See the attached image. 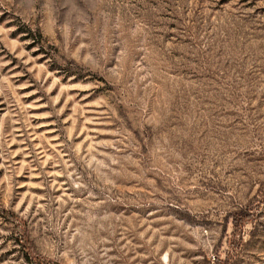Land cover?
Returning <instances> with one entry per match:
<instances>
[{
  "label": "rangeland",
  "instance_id": "374dc122",
  "mask_svg": "<svg viewBox=\"0 0 264 264\" xmlns=\"http://www.w3.org/2000/svg\"><path fill=\"white\" fill-rule=\"evenodd\" d=\"M0 264H264V0H0Z\"/></svg>",
  "mask_w": 264,
  "mask_h": 264
},
{
  "label": "trees",
  "instance_id": "16d2710c",
  "mask_svg": "<svg viewBox=\"0 0 264 264\" xmlns=\"http://www.w3.org/2000/svg\"><path fill=\"white\" fill-rule=\"evenodd\" d=\"M26 259H28L27 257H26ZM28 260H30V259H28ZM31 261V260H30Z\"/></svg>",
  "mask_w": 264,
  "mask_h": 264
}]
</instances>
